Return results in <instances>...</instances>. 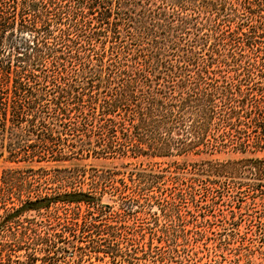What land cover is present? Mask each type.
<instances>
[{
    "label": "trees",
    "instance_id": "1",
    "mask_svg": "<svg viewBox=\"0 0 264 264\" xmlns=\"http://www.w3.org/2000/svg\"><path fill=\"white\" fill-rule=\"evenodd\" d=\"M0 147L24 162L198 154L169 174L176 197L231 182L264 194L263 157L208 158L264 153V0H0ZM145 171L144 186L161 178ZM105 190L56 200L125 208Z\"/></svg>",
    "mask_w": 264,
    "mask_h": 264
},
{
    "label": "rangeland",
    "instance_id": "2",
    "mask_svg": "<svg viewBox=\"0 0 264 264\" xmlns=\"http://www.w3.org/2000/svg\"><path fill=\"white\" fill-rule=\"evenodd\" d=\"M61 149L53 155L69 152ZM9 155V149L0 147V264H264V194L246 184L237 190L231 182L227 191L223 184H213L209 191L198 186L194 198L175 196L173 190L181 184L169 174L177 164L192 167L201 155L186 160L174 154L34 162ZM45 155L52 157L49 151ZM244 156L264 158V153L227 151L208 158ZM139 170L161 178L144 186L135 176ZM102 171L116 174L103 182L98 177ZM102 188L104 203H112V193L125 208L56 200L65 192ZM42 198L52 201L10 218L26 201ZM91 216L98 228L86 232L81 227ZM110 225V231L120 229L116 237L104 230Z\"/></svg>",
    "mask_w": 264,
    "mask_h": 264
}]
</instances>
